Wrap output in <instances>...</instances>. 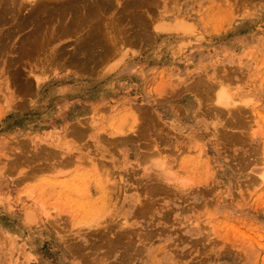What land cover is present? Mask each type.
Listing matches in <instances>:
<instances>
[{
  "label": "rangeland",
  "instance_id": "obj_1",
  "mask_svg": "<svg viewBox=\"0 0 264 264\" xmlns=\"http://www.w3.org/2000/svg\"><path fill=\"white\" fill-rule=\"evenodd\" d=\"M0 264H264V0H0Z\"/></svg>",
  "mask_w": 264,
  "mask_h": 264
},
{
  "label": "bare ground",
  "instance_id": "obj_2",
  "mask_svg": "<svg viewBox=\"0 0 264 264\" xmlns=\"http://www.w3.org/2000/svg\"><path fill=\"white\" fill-rule=\"evenodd\" d=\"M24 1H25V0H24ZM28 1H30V0H28ZM49 1H50V0H49ZM12 2H13V1H12ZM35 2H36V1H35ZM86 2H87V1H86ZM93 2H94V1H93ZM10 3H11V2H10ZM12 6H13V5H12ZM99 8H100V7H99ZM70 9H71V8H70ZM13 13H14V12H13ZM92 21H93V20H92ZM73 36H74V35H73ZM5 81H6V80H5ZM222 92H223V91H222ZM221 94H224V93H221ZM219 98H220V100L223 101L224 96H223V95H220ZM220 100H219V101H220ZM222 101H221V103H223ZM226 102H227V100H225V103H226ZM223 104H224V103H223ZM153 153H154V152H153ZM119 230H120V229H119Z\"/></svg>",
  "mask_w": 264,
  "mask_h": 264
}]
</instances>
